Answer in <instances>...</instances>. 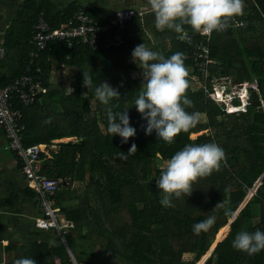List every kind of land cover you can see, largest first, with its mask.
<instances>
[{
	"label": "trees",
	"instance_id": "1",
	"mask_svg": "<svg viewBox=\"0 0 264 264\" xmlns=\"http://www.w3.org/2000/svg\"><path fill=\"white\" fill-rule=\"evenodd\" d=\"M244 4L243 16L236 17L226 30L213 32L209 43L213 62L205 86L187 89L192 105L186 111L199 112L200 121L188 133L181 132L173 144L160 140L155 130L146 134L147 121L135 107L143 84L135 73L142 69L133 62L132 53L119 47L105 48L103 42L99 49L51 42L38 61L48 91L30 106L18 105L27 125L25 143H44L47 148L58 145L51 156L42 153L43 172L63 181L50 196L75 225L66 233L34 228L21 240L12 238L4 246L9 260L4 261L1 255L0 264H15L21 258L35 259L36 264H98L96 260H101L100 264H197L208 253L202 264H264V251L248 256L232 247L241 231H264V0H244ZM79 6L83 5L78 0L66 4L23 0L2 43L7 48L4 57L11 56L14 62L12 76L0 74L2 85L24 71L30 51L26 45L40 13L45 12L52 26L58 27ZM129 28L137 33L131 42L132 52L141 44L166 58L181 52L188 74L204 81L192 55L204 36L195 33L182 41L175 31H158L155 24L148 30L133 22ZM184 28L193 32L190 26ZM6 58L0 59V68ZM64 67L72 68L71 74L66 81L54 84L52 74ZM83 71L92 76L91 91L83 86ZM216 77L256 84L249 87L244 108L228 111L225 103L211 96ZM101 82L118 89L120 98L113 99L110 106L114 113L127 110L130 126L136 130L127 143L108 133L106 106L94 95ZM240 98H233L234 106L244 105ZM49 118L51 122L46 123ZM193 133L198 135L192 137ZM64 137L77 140L54 143ZM211 142L225 150L227 166L194 184L190 197L173 200L174 207L164 208L156 181L160 165L187 144ZM132 144L137 152L121 159L120 153L127 155ZM75 182L80 186L73 187ZM40 201L26 185L3 199L0 206L17 208L24 202L36 206ZM209 216L216 217L215 224L195 235L193 225ZM217 238L220 241L212 248ZM97 240L103 247L101 253L93 249ZM185 254L193 258L186 259Z\"/></svg>",
	"mask_w": 264,
	"mask_h": 264
},
{
	"label": "clouds",
	"instance_id": "2",
	"mask_svg": "<svg viewBox=\"0 0 264 264\" xmlns=\"http://www.w3.org/2000/svg\"><path fill=\"white\" fill-rule=\"evenodd\" d=\"M147 3L154 14L156 29L173 30L182 41L186 38L185 25L190 26L194 33L210 38L213 32L226 30L236 17L243 16L245 8L244 0H147ZM132 60L143 71V84L135 100V107L147 121L146 134L151 135L155 130L160 140L173 144L181 132L188 133L200 121L199 112L186 111L192 101L187 98L189 81L184 54L177 52L166 58L162 53L141 44L134 48ZM83 77V86L89 91L93 90L91 74L83 71ZM94 95L106 106L108 133L119 135L123 138L122 142L127 143L129 138L136 135V130L130 126L127 110L114 113L110 106L113 99L120 98L118 89L108 82H101L95 87ZM48 122H51V118ZM136 152L137 146L132 144L127 155L121 152L120 157L126 160L128 155ZM226 166L225 150L217 143L185 145L160 165V176L156 181L161 193V205L164 208L174 207L173 200L190 197L194 184L220 172ZM222 204L219 203L216 208ZM215 222L216 217L209 216L193 225L194 234L209 231ZM232 247L248 256H254L264 251V231H241L232 241ZM15 264H36V261L21 258Z\"/></svg>",
	"mask_w": 264,
	"mask_h": 264
},
{
	"label": "built area",
	"instance_id": "3",
	"mask_svg": "<svg viewBox=\"0 0 264 264\" xmlns=\"http://www.w3.org/2000/svg\"><path fill=\"white\" fill-rule=\"evenodd\" d=\"M148 10H135L132 8L117 9L105 21L96 18L86 8L79 6L75 13L61 26H52L45 12H41L33 31L31 40L26 45L30 48L29 60L24 71L11 82L2 85L0 82V129L4 132L8 147L13 150L22 161V172L29 186L38 194L42 214L34 219L37 228H56L60 233H66L74 227V221L68 219L61 207L56 206L55 199L50 196L59 189L63 182L58 178H51L43 172L42 153L46 152L44 143H25L27 125L23 119L22 108L18 104L30 106L40 95L48 91L45 85V72L38 64L41 54L50 47L53 41H64L70 48L75 45L88 44L92 49L119 47L125 53H132V40L136 31L129 28L136 19L144 26L145 13ZM185 40L196 36L194 32L185 31ZM212 36V35H211ZM211 37H206L197 42L192 50L198 71L202 72L204 81L198 75L194 79L203 81L209 76L210 65L213 62L210 49ZM5 54V49L0 48V56ZM224 87H227L222 83ZM242 93L249 97L248 89L256 84L244 82ZM240 85V86H241ZM215 96V95H214ZM216 100L218 97H214ZM241 98L242 95H241ZM244 105L235 106V109L244 108Z\"/></svg>",
	"mask_w": 264,
	"mask_h": 264
},
{
	"label": "crops",
	"instance_id": "4",
	"mask_svg": "<svg viewBox=\"0 0 264 264\" xmlns=\"http://www.w3.org/2000/svg\"><path fill=\"white\" fill-rule=\"evenodd\" d=\"M60 4L61 0H58ZM70 1V0H67ZM79 3L94 12V15L99 19L108 18L115 10L132 8L135 10H148L150 6L140 5L144 0H78ZM135 1H139L138 6H133ZM23 0H0V48H7L2 44L7 37L10 26L13 24L14 12L21 7ZM66 3V2H65ZM144 27L148 30L155 24L154 14L149 11L145 13ZM140 25V20L134 21ZM154 37V36H152ZM153 41H157L156 38H151ZM13 49H11L12 52ZM4 54V55H5ZM0 56V59L6 57ZM4 57V58H3ZM14 62L10 56L4 60V65L0 68V74L4 73L8 76L13 74ZM70 138V137H64ZM62 138V139H64ZM60 140V139H59ZM28 184L23 172L22 161L17 154L8 147V141L4 132L0 129V202L10 196L12 193L19 192L21 188ZM30 187V186H29ZM40 204L36 206L32 202H24L19 207H1L0 206V242L2 247L0 248V256H3L4 261L9 260V252L4 248L8 245L10 240H21L28 231H32L37 228L34 224V219L40 216Z\"/></svg>",
	"mask_w": 264,
	"mask_h": 264
},
{
	"label": "rangeland",
	"instance_id": "5",
	"mask_svg": "<svg viewBox=\"0 0 264 264\" xmlns=\"http://www.w3.org/2000/svg\"><path fill=\"white\" fill-rule=\"evenodd\" d=\"M141 1V0H139ZM138 1V2H139ZM61 2H64V4H66L65 2H68L67 0H61ZM137 1H135L133 4V6H138V3ZM140 5H146L148 4L147 3V0H144L142 3H139ZM168 44L170 43V40L167 41ZM72 72V68H67V67H64L60 70H56L55 73L52 74V82L54 84H58V83H61L63 82L64 80L66 81L67 79V76L70 75ZM137 76H141V79L143 81V71H138L137 73ZM188 81H189V86L196 89V88H200L201 86H203V81H198L197 79H194L192 77V75H189L188 74V77H187ZM230 80H226V77H216L212 80V84H213V90H211V96L212 97H218V99L222 100L223 103H225V105L227 106L228 108V111L231 108V106H234V103H233V98L235 96H240L242 95L243 98H240V100H242V102L244 103L246 101V97L248 96L247 94H244L242 93V89H243V86L241 84H236ZM223 84H225L227 87H224ZM229 83V84H228ZM241 85V86H240ZM215 95V96H214ZM201 119H205V116L202 115L201 116ZM198 135V133H193L192 134V137H196ZM69 140H73V141H76L77 138L76 137H70V138H64V139H60V140H54V143H57L59 141H69ZM58 149V145L54 144L52 145L50 148H47L46 152L47 154H49V156H51L52 154H50V151H56ZM80 186L79 183H74L73 184V187H78ZM229 231V230H228ZM227 235V234H226ZM97 237V235H96ZM218 239V238H217ZM222 240V239H221ZM220 241V240H218ZM101 241L97 240L96 244L93 246V249L96 253H101L103 250V247L100 246ZM186 259H191L193 258V255L191 254H185L184 255ZM203 259V258H202ZM99 260V259H98ZM100 261H95V262H98V264H100ZM102 262V261H101ZM204 262V260H203ZM199 263V262H198ZM197 263V264H198Z\"/></svg>",
	"mask_w": 264,
	"mask_h": 264
},
{
	"label": "water",
	"instance_id": "6",
	"mask_svg": "<svg viewBox=\"0 0 264 264\" xmlns=\"http://www.w3.org/2000/svg\"><path fill=\"white\" fill-rule=\"evenodd\" d=\"M228 227H229V229H230V223L228 224ZM227 236V235H226ZM225 236V237H226ZM223 240V239H222ZM219 241H218V239H216V241H215V243L213 244V246H212V248L213 247H215L216 246V244L218 243ZM208 255H209V253L208 254H206L204 257H203V259H201L200 261H199V263L198 264H202L203 263V260L205 261L206 260V258L208 257Z\"/></svg>",
	"mask_w": 264,
	"mask_h": 264
},
{
	"label": "bare ground",
	"instance_id": "7",
	"mask_svg": "<svg viewBox=\"0 0 264 264\" xmlns=\"http://www.w3.org/2000/svg\"><path fill=\"white\" fill-rule=\"evenodd\" d=\"M234 107H235V106H231V108H232V109H230V110H235V108H234ZM50 153H51V151H50ZM218 240H219V239H218Z\"/></svg>",
	"mask_w": 264,
	"mask_h": 264
}]
</instances>
